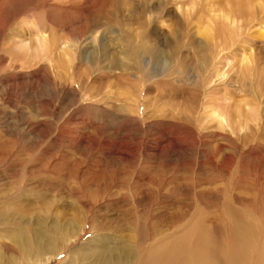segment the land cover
<instances>
[{
  "label": "rangeland",
  "instance_id": "rangeland-1",
  "mask_svg": "<svg viewBox=\"0 0 264 264\" xmlns=\"http://www.w3.org/2000/svg\"><path fill=\"white\" fill-rule=\"evenodd\" d=\"M10 2L0 263L264 264V0Z\"/></svg>",
  "mask_w": 264,
  "mask_h": 264
},
{
  "label": "bare ground",
  "instance_id": "bare-ground-1",
  "mask_svg": "<svg viewBox=\"0 0 264 264\" xmlns=\"http://www.w3.org/2000/svg\"><path fill=\"white\" fill-rule=\"evenodd\" d=\"M10 1H15V0H0V32L2 31V28H4L3 25H4V19L6 18V16H3V15L8 11L9 4L11 3ZM21 1L24 2L26 0H19V3ZM33 25H34L33 27H34L35 31L34 32H30V34L28 36L29 39L27 37H23V35L20 36V37L16 36V37H12L9 40L7 47L4 45L9 52L15 53L19 57L21 56V59L29 60L30 62L38 60L40 55L41 56L43 55V50L46 47H47V49L49 47V41H48L47 35L42 31V29H41L42 27L41 26H37V23H35ZM17 35H19V34H17ZM4 36L5 35H3V37ZM143 63L147 64L148 62L146 60H144ZM213 114L215 115V117L219 118L218 121L220 123L223 122V120L225 118L224 117V113L213 112ZM13 235L17 236L19 238V240L22 239L23 243H27L26 244L27 246H34L35 249L37 250V253H41V250H43V251L47 250V243L45 241L42 242L43 241V239H42L43 236H42L41 232H39V231H37L35 233L36 238H37L38 241H33V242H31V240H29L27 238V236H25L26 235L25 233H22L21 235H16V234H13ZM14 240H16V239H14ZM45 243H46V245H45ZM2 247H5V246H2ZM4 249H7V247L4 248ZM0 258H1V254H0ZM52 258H54V257H52ZM0 264H2V263H0Z\"/></svg>",
  "mask_w": 264,
  "mask_h": 264
}]
</instances>
